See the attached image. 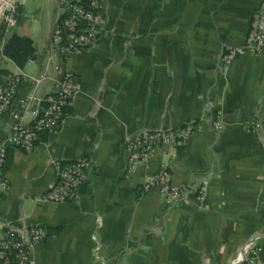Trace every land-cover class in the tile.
Instances as JSON below:
<instances>
[{
	"label": "crops",
	"instance_id": "crops-1",
	"mask_svg": "<svg viewBox=\"0 0 264 264\" xmlns=\"http://www.w3.org/2000/svg\"><path fill=\"white\" fill-rule=\"evenodd\" d=\"M100 1V40L70 55L58 72L46 63L59 18L55 0L17 5L7 36L29 38L35 59L19 69L0 46V87L8 75L24 77L0 118V147L15 124L12 114L30 126L63 71L75 77L79 92L58 129L40 135L32 153L6 146L0 218L15 229L46 230L44 242L31 249V264H228L264 233V57L252 55L247 43L263 0ZM230 49L244 53L222 68ZM28 96V109H21ZM191 121L198 133L178 153L160 148L147 165L124 174L126 137ZM79 159L87 166L76 199L44 201L55 180L52 162ZM164 166L185 192L184 203L169 205L157 189L142 190ZM201 187L202 204L195 195Z\"/></svg>",
	"mask_w": 264,
	"mask_h": 264
},
{
	"label": "built area",
	"instance_id": "built-area-1",
	"mask_svg": "<svg viewBox=\"0 0 264 264\" xmlns=\"http://www.w3.org/2000/svg\"><path fill=\"white\" fill-rule=\"evenodd\" d=\"M18 1L21 2V0H9L5 3L4 0H0V4H5L0 16L5 21L6 33L16 25L15 10ZM55 5L59 18L49 36L46 63L53 71L58 72L61 64L66 62L70 55L79 54L98 43L104 21L100 0H55ZM247 43L248 51L252 55L264 57V0L259 3L253 16ZM242 53H244L242 49L228 50L221 60V67L226 68ZM23 78L20 72L5 77L0 87V118L9 110ZM32 81L39 83L38 79L32 78ZM78 92L79 84L75 77L65 70L56 81L53 94L43 100L45 109L32 112L33 123L30 126L21 125L20 115L12 114L15 124L0 147V202L2 194L8 189V182L4 177L6 146L18 147L26 153H32L40 135H50L58 129L64 118V111ZM31 99L32 97L28 96L20 100V108L28 109ZM212 123L215 130H220L222 115L217 114ZM258 127L257 124L248 126L253 130ZM197 133L198 127L194 121H191L180 128L165 132L141 131L126 137L125 149L128 162L124 174L129 176L138 166L147 165L160 148H164L168 153H176L178 146H183ZM52 165L55 180L43 195V200L54 205L73 202L76 199L77 188L84 179L86 160L71 162L56 160ZM151 188L157 189L169 205L185 202V192L171 184L170 173L166 166L149 175L142 185L143 191ZM195 195L196 200L202 204L204 187L198 188ZM46 238V230L38 225L15 229L0 218V264H31L32 247L43 243ZM260 256H264V233L259 238L245 243L228 264H258ZM104 264L111 263L106 261Z\"/></svg>",
	"mask_w": 264,
	"mask_h": 264
},
{
	"label": "trees",
	"instance_id": "trees-1",
	"mask_svg": "<svg viewBox=\"0 0 264 264\" xmlns=\"http://www.w3.org/2000/svg\"><path fill=\"white\" fill-rule=\"evenodd\" d=\"M20 9L17 6L15 10V23L17 22ZM5 30V21L0 18V46L2 47V55L10 60L19 69L24 68L28 61L35 59V50L32 41L27 37H21L14 33L7 36ZM46 105L43 109H45ZM69 107L64 111V115ZM182 146H178L176 152L180 151Z\"/></svg>",
	"mask_w": 264,
	"mask_h": 264
},
{
	"label": "rangeland",
	"instance_id": "rangeland-1",
	"mask_svg": "<svg viewBox=\"0 0 264 264\" xmlns=\"http://www.w3.org/2000/svg\"><path fill=\"white\" fill-rule=\"evenodd\" d=\"M8 1H9V0H4L5 3H6V2L8 3ZM21 1H22V0H21ZM17 3H20V1H18ZM4 7H5V4H0V11L3 10ZM0 18H1V16H0ZM24 20H25V19H23V21H24ZM34 21L38 22V21H40V19H37V17H35Z\"/></svg>",
	"mask_w": 264,
	"mask_h": 264
}]
</instances>
